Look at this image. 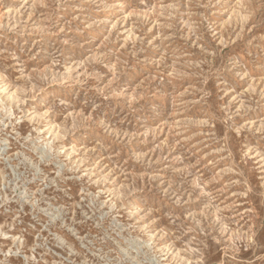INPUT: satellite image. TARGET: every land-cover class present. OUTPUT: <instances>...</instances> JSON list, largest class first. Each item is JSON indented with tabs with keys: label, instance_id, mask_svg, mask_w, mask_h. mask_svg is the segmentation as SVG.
Listing matches in <instances>:
<instances>
[{
	"label": "rangeland",
	"instance_id": "374dc122",
	"mask_svg": "<svg viewBox=\"0 0 264 264\" xmlns=\"http://www.w3.org/2000/svg\"><path fill=\"white\" fill-rule=\"evenodd\" d=\"M0 264H264V0H0Z\"/></svg>",
	"mask_w": 264,
	"mask_h": 264
}]
</instances>
